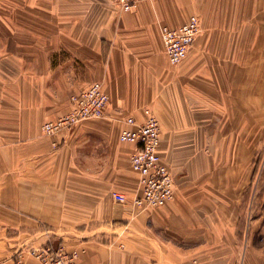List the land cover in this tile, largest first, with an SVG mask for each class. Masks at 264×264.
Listing matches in <instances>:
<instances>
[{
	"label": "crops",
	"instance_id": "crops-1",
	"mask_svg": "<svg viewBox=\"0 0 264 264\" xmlns=\"http://www.w3.org/2000/svg\"><path fill=\"white\" fill-rule=\"evenodd\" d=\"M191 15L200 32L171 65L159 28ZM259 59L264 0H157L129 12L115 0H0V264L20 254L39 264L28 252L47 246L83 264H264V192L260 208L244 200L264 96L243 92L242 70L258 83ZM94 82L109 98L103 117L44 135ZM145 108L174 179L160 208L132 205L135 147L119 137Z\"/></svg>",
	"mask_w": 264,
	"mask_h": 264
},
{
	"label": "built area",
	"instance_id": "built-area-1",
	"mask_svg": "<svg viewBox=\"0 0 264 264\" xmlns=\"http://www.w3.org/2000/svg\"><path fill=\"white\" fill-rule=\"evenodd\" d=\"M157 0H115L123 12L133 10L141 2L155 3ZM200 32L197 16L191 15L179 27L161 26L159 34L167 60L171 65L179 64L187 55ZM109 102L102 84L94 82L79 93L71 96V108L68 113L54 121L45 122L41 131L46 136H55L68 131L75 125L90 119L103 117ZM143 121L137 122L132 116L124 120L125 126L120 132V140L134 145L130 155L131 170L138 177L140 195L132 200V205L147 208H160L174 196V179L169 169L161 162L159 155L160 125L153 112L142 110ZM115 201L127 202L125 195L115 192ZM28 255L39 264H83L78 260V252H67L63 246H47L39 250H30ZM14 264H27L22 254L18 255ZM189 264H197L196 261Z\"/></svg>",
	"mask_w": 264,
	"mask_h": 264
},
{
	"label": "rangeland",
	"instance_id": "rangeland-1",
	"mask_svg": "<svg viewBox=\"0 0 264 264\" xmlns=\"http://www.w3.org/2000/svg\"><path fill=\"white\" fill-rule=\"evenodd\" d=\"M8 27L9 26L7 25L6 28H8ZM259 60H261V64H264L263 59H259ZM249 73H251L250 69L243 68L242 74H243V76H245V77H243V87H242L243 92H246V93L248 92V93H253L256 95H263L264 96V68L259 69L258 83H257V78L250 79ZM260 78H261V83H260ZM245 103L249 104V105L250 104L253 105V102H251V101H246ZM256 105H257L259 110L264 109V102H262V101L258 102L257 101ZM257 128H258V133H257L258 147L256 149L257 156L255 158V166L257 167V173H256L255 177L253 178L251 188L247 189L248 192L246 193V199H244L246 201L250 200L252 203L254 202L252 204V206L256 209L258 207L260 208L261 198L260 199H258V198H259V196L262 197L263 192H264V116L258 117ZM248 135L249 134H247V136ZM238 151L242 152L243 149L241 148ZM245 203H247V202H245ZM245 203L243 205L244 211L247 210L249 207Z\"/></svg>",
	"mask_w": 264,
	"mask_h": 264
}]
</instances>
